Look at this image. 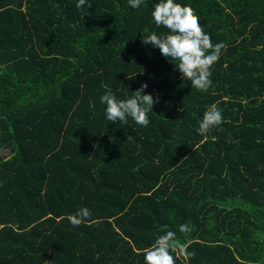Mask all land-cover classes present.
Segmentation results:
<instances>
[{
  "label": "trees",
  "instance_id": "obj_1",
  "mask_svg": "<svg viewBox=\"0 0 264 264\" xmlns=\"http://www.w3.org/2000/svg\"><path fill=\"white\" fill-rule=\"evenodd\" d=\"M89 2L0 0V264H144L164 231L194 253L176 264H264V0H177L227 45L207 92L142 43L158 0ZM144 82L149 125L108 121L100 97Z\"/></svg>",
  "mask_w": 264,
  "mask_h": 264
},
{
  "label": "clouds",
  "instance_id": "obj_2",
  "mask_svg": "<svg viewBox=\"0 0 264 264\" xmlns=\"http://www.w3.org/2000/svg\"><path fill=\"white\" fill-rule=\"evenodd\" d=\"M143 3L144 0H128L129 6L136 9ZM86 4L89 9L92 7L89 0H77L75 7L83 9ZM151 16L156 27H162L166 31L159 34L153 31L151 34L142 35V43L158 48L161 55L179 71L181 79L191 81L192 88L207 92L213 83L211 69L227 45L224 42L213 44L195 10L190 5L178 3L177 0H158L153 5ZM128 78L133 77L128 75ZM147 88V82L142 83L134 91V95L126 99H118L111 90L106 91L100 97L101 104L106 106V119L126 125L131 117L137 125L147 127L150 123L148 113L153 110L154 104L159 102L158 97L145 91ZM180 111L184 109L181 108ZM223 119L222 110L212 104L204 111L196 131L203 136L221 125ZM91 216V210L82 206L70 214L68 220L74 227H79ZM179 231L185 239L190 237L189 224L179 225ZM193 255L173 231L162 232L143 250L144 264H176L177 259L183 258L187 261Z\"/></svg>",
  "mask_w": 264,
  "mask_h": 264
},
{
  "label": "water",
  "instance_id": "obj_3",
  "mask_svg": "<svg viewBox=\"0 0 264 264\" xmlns=\"http://www.w3.org/2000/svg\"><path fill=\"white\" fill-rule=\"evenodd\" d=\"M12 144L13 142H10L4 147L0 148V160L3 158H7L13 152V149L11 148Z\"/></svg>",
  "mask_w": 264,
  "mask_h": 264
},
{
  "label": "built area",
  "instance_id": "obj_4",
  "mask_svg": "<svg viewBox=\"0 0 264 264\" xmlns=\"http://www.w3.org/2000/svg\"><path fill=\"white\" fill-rule=\"evenodd\" d=\"M1 113H2V108H1V105H0V115H1Z\"/></svg>",
  "mask_w": 264,
  "mask_h": 264
},
{
  "label": "rangeland",
  "instance_id": "obj_5",
  "mask_svg": "<svg viewBox=\"0 0 264 264\" xmlns=\"http://www.w3.org/2000/svg\"><path fill=\"white\" fill-rule=\"evenodd\" d=\"M5 145H6V144H5ZM5 145H2V144H1L0 146H1V147H4ZM1 147H0V148H1Z\"/></svg>",
  "mask_w": 264,
  "mask_h": 264
}]
</instances>
